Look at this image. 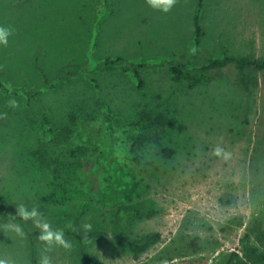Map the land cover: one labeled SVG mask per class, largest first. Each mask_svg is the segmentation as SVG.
I'll use <instances>...</instances> for the list:
<instances>
[{
    "label": "rangeland",
    "instance_id": "1",
    "mask_svg": "<svg viewBox=\"0 0 264 264\" xmlns=\"http://www.w3.org/2000/svg\"><path fill=\"white\" fill-rule=\"evenodd\" d=\"M0 26L12 29L0 45V261L233 264L261 248L264 72L229 64L191 85L166 64L263 60L264 0H176L168 13L148 0H0ZM117 58L143 85L105 65ZM159 116L170 159L130 139ZM73 156L78 190L55 174ZM45 225L71 247L41 240Z\"/></svg>",
    "mask_w": 264,
    "mask_h": 264
},
{
    "label": "trees",
    "instance_id": "2",
    "mask_svg": "<svg viewBox=\"0 0 264 264\" xmlns=\"http://www.w3.org/2000/svg\"><path fill=\"white\" fill-rule=\"evenodd\" d=\"M195 34L196 37H200L202 35V30L198 26V23L195 24ZM232 64L234 67L243 74L246 71H254V72H264V59L257 60V59H247V58H230L224 57L223 59H215L210 61L207 65L202 67H195V68H187L185 65L176 63V62H169L166 64V68L168 69L169 73L175 77L176 79H182L189 82L191 85H195L196 83L205 82L209 78V72L213 69L223 68L226 65ZM105 65L116 67L117 69L123 72H131L138 80L139 85H143L141 80L139 65L127 62L124 59L117 58L115 60L107 59L105 61ZM71 67H64V70H61L59 74V79L64 80L70 73ZM171 125V123L163 117L159 116V118H154L150 120L149 125L146 126L145 131L138 134L137 136H131V141L133 146H142L144 143L153 141L158 143L159 145V153L162 157L166 159H170L173 155V150L160 145L161 135L164 134L166 128ZM47 150L49 153L55 155L57 149L54 146H48ZM75 156L66 159L67 161L59 160L61 166L59 169L55 170V174L57 177L63 182L64 186L69 189L78 190L76 186L77 180V170L70 162L74 159ZM58 160V159H57ZM56 160V161H57ZM51 164H46V169H52V162ZM56 166H54L55 168ZM0 209L3 210V207L0 204ZM35 235H38V232H35ZM79 239H83V237H79ZM235 258V262L233 264H264V236L261 239V248H247L243 257H239L237 255H233Z\"/></svg>",
    "mask_w": 264,
    "mask_h": 264
},
{
    "label": "clouds",
    "instance_id": "3",
    "mask_svg": "<svg viewBox=\"0 0 264 264\" xmlns=\"http://www.w3.org/2000/svg\"><path fill=\"white\" fill-rule=\"evenodd\" d=\"M176 0H148L149 5L154 8L158 9L164 13H168L171 11L175 4ZM12 34V29L9 27H2L0 26V45H7L8 44V38ZM11 105L13 107L17 106V102L15 100L10 101ZM222 149L217 148L215 150L216 155H221ZM225 158H227L228 154L224 153ZM20 214L24 216L25 219L30 218L31 216H35L36 212L33 210L31 213H28L24 211L23 208L20 209ZM86 228H90L91 225H85ZM44 230L42 232V235L40 236L41 240L49 242L51 244L53 241L58 245H63L64 248H70L71 243L67 242L64 239V233L61 230L57 231H48L47 226H43ZM19 231V229H17ZM0 264H4L3 261H0ZM41 264H51V260L49 257H44L41 261Z\"/></svg>",
    "mask_w": 264,
    "mask_h": 264
}]
</instances>
